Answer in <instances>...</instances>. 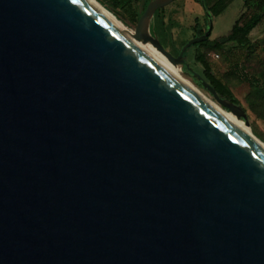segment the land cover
<instances>
[{"label":"water","instance_id":"1","mask_svg":"<svg viewBox=\"0 0 264 264\" xmlns=\"http://www.w3.org/2000/svg\"><path fill=\"white\" fill-rule=\"evenodd\" d=\"M0 264H264V147L89 0H0Z\"/></svg>","mask_w":264,"mask_h":264},{"label":"rangeland","instance_id":"2","mask_svg":"<svg viewBox=\"0 0 264 264\" xmlns=\"http://www.w3.org/2000/svg\"><path fill=\"white\" fill-rule=\"evenodd\" d=\"M96 1L128 29L140 34V27L134 28L135 21L129 18L120 3L109 0L105 2ZM242 2L243 0H233L219 15L212 18L208 17L212 25L209 38L227 33L240 13H250L253 10L248 6H244ZM164 10L166 19L176 22L171 32L172 38L177 44L181 40L187 41L194 37L193 24L195 18L198 19L199 25L203 29L206 28L207 22L202 7L194 0H174L165 5ZM249 36L251 42L243 49L220 52L201 46L200 50L205 53L212 72L230 88L244 108L248 123L246 124L243 118H238L242 125L264 143V121L252 109L259 104L261 96L264 95V14L261 22L250 32ZM166 50L168 51V48ZM186 50L185 60L187 65L192 69V72L204 77L201 64L193 59V48L189 47ZM181 63L172 64L185 80L192 83L223 110L231 112L219 103L206 88L197 85L189 74L183 72Z\"/></svg>","mask_w":264,"mask_h":264},{"label":"trees","instance_id":"3","mask_svg":"<svg viewBox=\"0 0 264 264\" xmlns=\"http://www.w3.org/2000/svg\"><path fill=\"white\" fill-rule=\"evenodd\" d=\"M105 2L106 0H99ZM113 2L120 3L129 18L132 21H136L139 17L138 4L139 0H109ZM150 0H145L144 8ZM201 5L204 18L207 22L206 28H209L208 34L205 39L195 42L192 46L193 48V59L195 62L201 64L202 74L204 78L211 84L215 89V92L221 98H226L235 104H240L239 100L234 96L230 88L213 72L209 61L207 60L205 53L200 50V47L204 46L208 49H213L220 52H229L232 49H243L247 47L250 42V32L261 22L264 14V0H243L242 4L252 8L250 13H240L233 21L229 31L222 35L216 36L214 38H209L210 32L212 30V25L208 17L219 15L223 10L231 3L233 0H194ZM176 24L175 21L171 19H165L164 7L157 8L154 11L153 17L150 23V32L157 37L159 42L168 48V51L176 56L180 51L182 45L186 42L181 40L178 44L172 38V27ZM203 29L195 18L193 24L194 35H201L206 31ZM187 51V50H186ZM186 51L183 52V61L181 63L182 70L186 74H189L194 82L201 86L199 80L196 78L192 69L189 68L185 60ZM253 111L257 114L259 118L264 121V95L261 96L259 104L254 106Z\"/></svg>","mask_w":264,"mask_h":264},{"label":"bare ground","instance_id":"4","mask_svg":"<svg viewBox=\"0 0 264 264\" xmlns=\"http://www.w3.org/2000/svg\"><path fill=\"white\" fill-rule=\"evenodd\" d=\"M92 4H94L101 12H103L109 19H111L117 26H119L125 33H127L133 40H135L141 47H143L150 55H152L157 61H159L163 66L169 69L172 73L186 82L189 86L195 89L202 98L214 109L218 110L224 117H226L233 125H235L240 131L253 137L257 142H259L263 147L264 143L257 139L253 134H251L240 122L237 116L232 113L223 110L219 105L213 102L210 98L204 95L197 87H195L192 83L185 80L177 68L155 47V45L147 40L144 37L143 33V25H140V34L135 33L134 31L128 29L121 21L117 20L112 14H110L107 10H105L96 0H89Z\"/></svg>","mask_w":264,"mask_h":264},{"label":"crops","instance_id":"5","mask_svg":"<svg viewBox=\"0 0 264 264\" xmlns=\"http://www.w3.org/2000/svg\"><path fill=\"white\" fill-rule=\"evenodd\" d=\"M196 5V4H195ZM199 9V8H198ZM203 10V9H202Z\"/></svg>","mask_w":264,"mask_h":264}]
</instances>
